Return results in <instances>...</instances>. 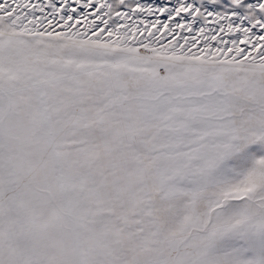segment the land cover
Listing matches in <instances>:
<instances>
[{"label": "snow or ice", "instance_id": "snow-or-ice-1", "mask_svg": "<svg viewBox=\"0 0 264 264\" xmlns=\"http://www.w3.org/2000/svg\"><path fill=\"white\" fill-rule=\"evenodd\" d=\"M252 145L264 0H0V264H264Z\"/></svg>", "mask_w": 264, "mask_h": 264}, {"label": "rangeland", "instance_id": "rangeland-1", "mask_svg": "<svg viewBox=\"0 0 264 264\" xmlns=\"http://www.w3.org/2000/svg\"><path fill=\"white\" fill-rule=\"evenodd\" d=\"M246 151L256 152L257 154H264V152H262L260 150L258 145H252ZM245 163H250V161L246 160L245 154H240L238 157H234V158L228 160L223 167H224L225 170H230V169H232L234 167H239V166H241V165H243Z\"/></svg>", "mask_w": 264, "mask_h": 264}]
</instances>
